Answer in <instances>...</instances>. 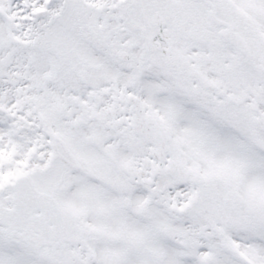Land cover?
Wrapping results in <instances>:
<instances>
[{"label": "snow or ice", "instance_id": "1", "mask_svg": "<svg viewBox=\"0 0 264 264\" xmlns=\"http://www.w3.org/2000/svg\"><path fill=\"white\" fill-rule=\"evenodd\" d=\"M0 264H264V0H0Z\"/></svg>", "mask_w": 264, "mask_h": 264}]
</instances>
